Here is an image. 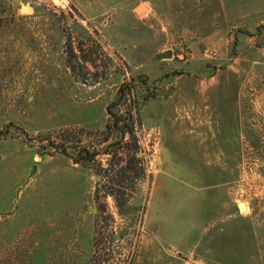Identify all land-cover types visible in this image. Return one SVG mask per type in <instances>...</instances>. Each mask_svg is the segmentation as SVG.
Wrapping results in <instances>:
<instances>
[{"label":"rangeland","instance_id":"obj_1","mask_svg":"<svg viewBox=\"0 0 264 264\" xmlns=\"http://www.w3.org/2000/svg\"><path fill=\"white\" fill-rule=\"evenodd\" d=\"M97 2L0 0V264H264V0Z\"/></svg>","mask_w":264,"mask_h":264},{"label":"crops","instance_id":"obj_2","mask_svg":"<svg viewBox=\"0 0 264 264\" xmlns=\"http://www.w3.org/2000/svg\"><path fill=\"white\" fill-rule=\"evenodd\" d=\"M72 2L78 12L83 16V18L91 19L95 16L96 10H98V0H68ZM187 128H193L195 130H201L197 132V137L195 138L198 142L197 144L209 143L216 146L214 157L210 156H200L204 160H209L210 158H214L219 160L221 158L220 155H228L229 154V121L225 120H203L199 119L195 122H189ZM205 129V132L202 130ZM200 135V138H198ZM218 146H223L225 149H221ZM198 152V149H196Z\"/></svg>","mask_w":264,"mask_h":264},{"label":"bare ground","instance_id":"obj_3","mask_svg":"<svg viewBox=\"0 0 264 264\" xmlns=\"http://www.w3.org/2000/svg\"><path fill=\"white\" fill-rule=\"evenodd\" d=\"M53 1H54V3H56V4H61V3L63 2V0H53ZM26 10H27L26 7H22V11H26ZM138 10H139V11H142V10H143V6H139V7H138ZM239 209H240V210H244V205H243L242 203L239 204Z\"/></svg>","mask_w":264,"mask_h":264},{"label":"water","instance_id":"obj_4","mask_svg":"<svg viewBox=\"0 0 264 264\" xmlns=\"http://www.w3.org/2000/svg\"><path fill=\"white\" fill-rule=\"evenodd\" d=\"M171 53L169 51L160 54V57H169Z\"/></svg>","mask_w":264,"mask_h":264},{"label":"trees","instance_id":"obj_5","mask_svg":"<svg viewBox=\"0 0 264 264\" xmlns=\"http://www.w3.org/2000/svg\"><path fill=\"white\" fill-rule=\"evenodd\" d=\"M87 153H88V152H87ZM89 157L92 159V158H93V154H90ZM77 161H78V160H77ZM112 194H113V193H112ZM120 203H121L120 201H119V202L117 201V205H118L119 208H120V205H121ZM121 214H122V212H121Z\"/></svg>","mask_w":264,"mask_h":264}]
</instances>
